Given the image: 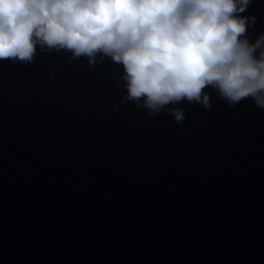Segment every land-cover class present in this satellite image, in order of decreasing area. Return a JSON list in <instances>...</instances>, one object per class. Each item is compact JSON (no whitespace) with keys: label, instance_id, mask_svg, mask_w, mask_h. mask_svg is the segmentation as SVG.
Segmentation results:
<instances>
[{"label":"water","instance_id":"obj_1","mask_svg":"<svg viewBox=\"0 0 264 264\" xmlns=\"http://www.w3.org/2000/svg\"><path fill=\"white\" fill-rule=\"evenodd\" d=\"M70 56L0 58V264H264V109L208 85L150 114L119 62Z\"/></svg>","mask_w":264,"mask_h":264},{"label":"clouds","instance_id":"obj_2","mask_svg":"<svg viewBox=\"0 0 264 264\" xmlns=\"http://www.w3.org/2000/svg\"><path fill=\"white\" fill-rule=\"evenodd\" d=\"M250 2L0 0V58L27 63L37 46L90 64L107 55L123 67L122 100L177 121L184 109L175 102L210 105L208 85L229 104L251 97L264 109V30L250 40L243 34L256 16L240 14Z\"/></svg>","mask_w":264,"mask_h":264}]
</instances>
